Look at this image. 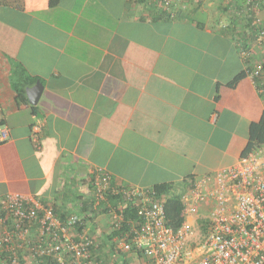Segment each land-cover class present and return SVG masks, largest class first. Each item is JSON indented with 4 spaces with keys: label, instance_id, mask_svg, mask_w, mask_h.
<instances>
[{
    "label": "crops",
    "instance_id": "crops-1",
    "mask_svg": "<svg viewBox=\"0 0 264 264\" xmlns=\"http://www.w3.org/2000/svg\"><path fill=\"white\" fill-rule=\"evenodd\" d=\"M248 6L177 0L172 18L160 0H0V203L18 192L78 213L98 169L113 187L155 188L233 165L264 118L242 59ZM256 15L264 21V9ZM26 77L36 81L20 102L14 84ZM38 81L34 105L27 89ZM122 205L81 229L96 238L92 264H145L118 248L109 212Z\"/></svg>",
    "mask_w": 264,
    "mask_h": 264
},
{
    "label": "built area",
    "instance_id": "built-area-1",
    "mask_svg": "<svg viewBox=\"0 0 264 264\" xmlns=\"http://www.w3.org/2000/svg\"><path fill=\"white\" fill-rule=\"evenodd\" d=\"M170 16L177 0H160ZM257 13L264 0H248ZM252 25L255 42L242 50V59L252 64L250 76L264 99V21L258 15ZM8 138L7 128L0 141ZM95 206L107 193L121 197L123 205L110 208L111 229L120 235L118 248L135 251L145 264H264V146L241 156L214 176H199L182 195L183 223L168 226L166 200L155 188L113 187L111 176L94 171ZM136 217L125 220L126 209ZM89 212L68 213L65 218L50 204L31 195L8 193L0 203V259L9 264L53 260L58 264H92L96 238L80 226ZM127 224L126 232H122Z\"/></svg>",
    "mask_w": 264,
    "mask_h": 264
},
{
    "label": "trees",
    "instance_id": "trees-1",
    "mask_svg": "<svg viewBox=\"0 0 264 264\" xmlns=\"http://www.w3.org/2000/svg\"><path fill=\"white\" fill-rule=\"evenodd\" d=\"M254 1L255 0H253V2ZM57 2H58V0H51L52 5H56ZM251 4L252 3L249 4L248 9H249V11L254 12L255 15H254V13L253 14L248 13V16L246 14L245 19L247 21L245 23V29L248 30V27H250L251 32L250 31H248V32L253 34V42H255V34H256L257 29L252 25V22L254 21L253 19L256 16V12H255V10H252L253 7ZM252 44L253 43L244 46L242 50H245V49L251 47ZM21 74L25 75L26 73H25V71L21 70ZM246 75H247L246 72H241L228 85L230 87H235L240 80H242L244 77H246ZM35 81L36 80H34L30 77H26L25 80H23V78H21L16 84H14V89L18 94V101H20V102L26 101L25 88L28 85L34 84ZM262 146H264V118L259 123L253 124L251 126L250 142H249L243 156L249 154L252 151L257 150L258 148H260ZM93 183H94V179H91L90 185H91L92 190H94V184ZM186 186H187V181H183L182 183H178V184L161 185V186L155 187L157 194L160 197H164V199L166 200L165 209H166L167 224H168V226L173 227L174 229L180 228L182 223H183L182 195L185 192ZM116 201L120 202V201H124V200L119 196H114V195L107 193L106 200L102 201L100 203L98 209H96V210L93 209V206H95V200H93L92 202L89 203V205L86 206V204H85L82 207V209L78 212V214H84L90 210V213H89L90 215L88 214L87 220H91L97 210L107 212L109 210V208L106 207V204L107 203H114ZM59 211H60L59 209H56V213L60 214ZM74 213H76V211ZM60 215L62 216V218H65L67 213H63ZM125 216H126L125 217L126 221H130V219H134L136 217L135 212L131 209H128V208L126 209V215ZM84 227H85V225L80 226L79 227L80 231ZM126 230H127V224L124 225L122 232H126ZM42 261H44V260H42ZM45 261H47L48 263H52V264L53 263L58 264L55 261L49 260V259H45Z\"/></svg>",
    "mask_w": 264,
    "mask_h": 264
},
{
    "label": "water",
    "instance_id": "water-1",
    "mask_svg": "<svg viewBox=\"0 0 264 264\" xmlns=\"http://www.w3.org/2000/svg\"><path fill=\"white\" fill-rule=\"evenodd\" d=\"M42 90L43 86L40 81H38L33 87L27 89V94L31 103L37 105L38 100L42 94Z\"/></svg>",
    "mask_w": 264,
    "mask_h": 264
},
{
    "label": "rangeland",
    "instance_id": "rangeland-1",
    "mask_svg": "<svg viewBox=\"0 0 264 264\" xmlns=\"http://www.w3.org/2000/svg\"><path fill=\"white\" fill-rule=\"evenodd\" d=\"M240 17H241V16H240ZM222 18H224V17H222ZM239 28H241V27H239ZM242 29H243V28H242ZM77 193H78L77 195L80 197V196H81V192L79 193V192L77 191ZM88 196H90V197H89L90 200H96V195H95V191H94V190H92L91 193H89V194L87 195V197H88ZM80 198H81V197H80ZM77 200H78V201H82L83 199H79V198H78ZM76 202H77V201H76ZM113 204H114V203H113Z\"/></svg>",
    "mask_w": 264,
    "mask_h": 264
}]
</instances>
